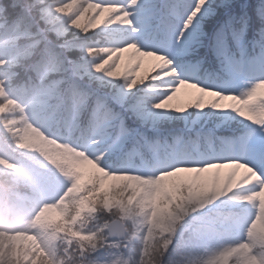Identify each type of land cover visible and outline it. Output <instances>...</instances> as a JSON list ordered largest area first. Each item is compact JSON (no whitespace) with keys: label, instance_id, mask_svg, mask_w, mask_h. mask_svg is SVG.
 <instances>
[{"label":"snow or ice","instance_id":"6c2138e0","mask_svg":"<svg viewBox=\"0 0 264 264\" xmlns=\"http://www.w3.org/2000/svg\"><path fill=\"white\" fill-rule=\"evenodd\" d=\"M0 264H264V0H0Z\"/></svg>","mask_w":264,"mask_h":264},{"label":"trees","instance_id":"16d2710c","mask_svg":"<svg viewBox=\"0 0 264 264\" xmlns=\"http://www.w3.org/2000/svg\"><path fill=\"white\" fill-rule=\"evenodd\" d=\"M150 70H151V66L148 64L147 58H145L143 65L140 67V69H138V75L143 77V76L147 75L150 72ZM119 71L121 73H123V71H124V68L122 67V63L120 65ZM187 99H190V97H187V98L181 99V100H187Z\"/></svg>","mask_w":264,"mask_h":264},{"label":"rangeland","instance_id":"374dc122","mask_svg":"<svg viewBox=\"0 0 264 264\" xmlns=\"http://www.w3.org/2000/svg\"><path fill=\"white\" fill-rule=\"evenodd\" d=\"M127 56H128V54L126 53L125 54V59H124V61H122V65H123V67L125 66V64L127 63ZM187 96V90H184V89H182L181 90V93H179L178 94V98H185ZM227 103V102H226ZM221 171V174H222V176L223 175H225L228 171H229V169H222V170H220Z\"/></svg>","mask_w":264,"mask_h":264}]
</instances>
